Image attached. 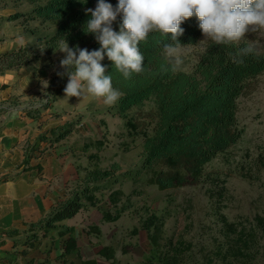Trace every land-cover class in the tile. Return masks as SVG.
Returning a JSON list of instances; mask_svg holds the SVG:
<instances>
[{
	"label": "trees",
	"instance_id": "16d2710c",
	"mask_svg": "<svg viewBox=\"0 0 264 264\" xmlns=\"http://www.w3.org/2000/svg\"><path fill=\"white\" fill-rule=\"evenodd\" d=\"M27 1L32 4V8L26 14L50 26L51 31L33 28L30 41L12 50L0 52V75L22 67L34 75L39 69H52L46 89L47 97L49 94L50 96L39 108L28 114L38 117L51 107L60 94L63 83L68 80L66 70L60 67V60L65 57V53L58 51L59 42L65 39L70 48L78 45L89 51L100 48L95 34L85 32L86 23L91 19V14L86 9L94 10L98 0ZM105 2L112 4L114 8L118 4V0ZM23 16L25 13L15 11L5 17V20L13 21ZM121 22L122 14L112 24L115 31H119ZM180 27L184 29L183 35L178 37L181 45L195 44L203 35L195 16L184 21ZM167 43H174L171 34L155 31L149 33L147 40L139 44L144 55V71L133 73L128 79L115 69L106 55L101 61L106 67L105 75L112 77L113 88L121 93L119 100L110 106L113 114L127 119L128 111L133 107L148 100L154 102V110L140 113L135 124L130 119L127 123L138 133L150 122L154 123L152 132L143 140L141 164L135 174H147L145 183L154 184L160 189L201 182L204 166L239 140L242 130L237 124V99L245 93L249 81L264 70V52L258 48L256 54L237 55L240 49L250 43L245 40L230 45L211 42L193 72L174 67L164 52V45ZM51 55H55V58L51 59ZM45 59H48V63L42 62ZM72 130L70 124L58 125L51 128V136L42 138L55 144ZM24 163H28L25 152L22 160V164ZM34 167H40V164L28 165L26 169ZM117 168L114 165L112 170H93L83 178L84 186L81 189L57 201L44 216L26 223L24 229L13 228L5 231L4 236L12 237L23 233V244L29 248L38 241L40 234L46 236L53 231V234H49L50 242L64 237L58 257L64 264H78L67 257L74 250L79 255V248L75 227L65 221L86 207L84 199L89 201V205H94V193L109 186L112 182L111 174ZM127 175L129 172L126 171L120 177ZM115 181L118 179L113 180ZM122 196V189H111L110 203L117 207ZM120 215L121 210H116L113 214L106 210L102 217L105 221H113ZM142 229L146 230L151 247L139 264H191V257L171 238L161 242L163 231L157 214H150L144 220ZM254 230L255 228L246 232L242 228L237 232L233 227L230 231L235 232V235L228 237L227 223L226 240L218 247L220 264H256L258 242L255 240ZM137 231L134 228V233ZM89 232L98 236L102 234L98 225L90 226ZM4 242V238L0 240V243ZM98 254L109 260L110 264H118L113 244L103 245ZM81 264H96V260L83 259Z\"/></svg>",
	"mask_w": 264,
	"mask_h": 264
},
{
	"label": "rangeland",
	"instance_id": "374dc122",
	"mask_svg": "<svg viewBox=\"0 0 264 264\" xmlns=\"http://www.w3.org/2000/svg\"><path fill=\"white\" fill-rule=\"evenodd\" d=\"M31 8L27 0H0V51L22 46L18 43L19 37H23L24 44L30 41L33 28L51 31L50 26L26 14ZM15 11L25 16L5 20ZM242 40L255 41L257 48L264 52V33L248 31ZM211 42L202 35L197 43L183 45L181 64H176L174 57H167L176 69L193 72ZM50 58L54 59L55 55ZM42 62L48 63V59ZM51 72L52 69L43 68L34 75L23 67L6 71L4 74L9 75L14 92L9 99L0 101V109L17 108L34 119L40 131L22 146L28 157H44L53 149L61 156L68 155L73 174L66 182V196L81 189L83 178L93 170H112L114 165L118 166L111 174L109 186L94 193V205L84 199L86 207L74 216L73 221L88 233L85 242L98 250L103 245L113 244L118 264H139L151 247L142 224L155 213L161 219V242L171 238L191 257V264H220L218 247L226 240L227 223L228 237L235 235L230 231L233 227L237 232L242 228L251 232L255 228L256 264H264V70L249 81L247 90L237 99V124L242 130L239 140L204 166L201 182L167 189L145 183V173L135 174L141 164L143 140L152 132L154 123L150 122L140 133L127 123L130 119L135 124L140 113L154 110V102L148 100L133 107L124 119L113 114L102 99L89 94L81 98L66 97V80L51 107L38 117H31L28 114L50 96L47 97L46 89ZM30 81L35 82L31 87ZM63 124L73 128L65 138L55 144L42 138L51 136L52 127ZM28 165L29 162L24 163V167ZM126 171L129 175L120 177ZM116 178L118 181L113 182ZM114 188L123 191L117 207L109 200L110 190ZM106 210L112 214L121 210V215L116 220L105 221L102 216ZM92 225L101 228L100 236L89 232ZM134 228L138 229L136 233ZM49 234H40L38 239L40 249L46 254L54 245ZM78 256V264L83 259H94L83 257L80 251ZM107 262L110 264L109 260Z\"/></svg>",
	"mask_w": 264,
	"mask_h": 264
},
{
	"label": "clouds",
	"instance_id": "9594fccd",
	"mask_svg": "<svg viewBox=\"0 0 264 264\" xmlns=\"http://www.w3.org/2000/svg\"><path fill=\"white\" fill-rule=\"evenodd\" d=\"M86 12L91 19L85 32L95 34L100 48L89 51L78 45L70 48L65 39L59 42L58 51L65 53L60 67L68 75L64 93L69 98L89 94L109 106L119 100L121 93L113 88L112 77L105 75L106 67L101 61L106 55L125 79L133 73H142L144 55L139 44L151 32L171 34L174 43L165 44L164 52L169 58L174 57L176 64L182 63L183 45L178 37L184 29L180 25L193 16L199 21L203 35L217 45L238 44L248 31L264 33V0H118L115 8L105 0H98L95 9ZM121 14L117 32L112 24ZM18 43L24 44L23 37L18 38ZM257 52L256 42L251 41L237 55Z\"/></svg>",
	"mask_w": 264,
	"mask_h": 264
},
{
	"label": "crops",
	"instance_id": "0c3cea01",
	"mask_svg": "<svg viewBox=\"0 0 264 264\" xmlns=\"http://www.w3.org/2000/svg\"><path fill=\"white\" fill-rule=\"evenodd\" d=\"M34 84V81H30L29 87ZM13 92L9 75H0V101L9 99ZM39 131L34 119L25 115L24 111L17 108L0 109V240L5 231L24 229L26 223L44 216L57 201L67 195L66 182L73 174L68 155L61 156L53 149L44 157H28L30 165L40 164V167L26 169L22 164L23 144L34 139ZM74 216L65 222L75 227L80 254L94 258L96 264H108V260L97 253L96 247L85 242L84 237L88 233L81 224L73 221ZM16 236H4L5 242L0 243V264H63L58 256L64 237L53 241V248L46 254L40 249L39 241L26 248L23 233ZM67 257L80 263L76 250Z\"/></svg>",
	"mask_w": 264,
	"mask_h": 264
},
{
	"label": "built area",
	"instance_id": "2783aa9c",
	"mask_svg": "<svg viewBox=\"0 0 264 264\" xmlns=\"http://www.w3.org/2000/svg\"><path fill=\"white\" fill-rule=\"evenodd\" d=\"M1 168V167H0Z\"/></svg>",
	"mask_w": 264,
	"mask_h": 264
}]
</instances>
